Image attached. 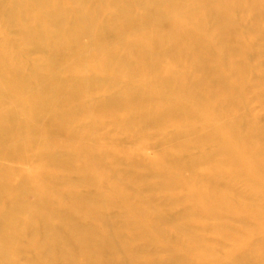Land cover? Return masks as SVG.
Returning <instances> with one entry per match:
<instances>
[{
    "label": "bare ground",
    "instance_id": "1",
    "mask_svg": "<svg viewBox=\"0 0 264 264\" xmlns=\"http://www.w3.org/2000/svg\"><path fill=\"white\" fill-rule=\"evenodd\" d=\"M28 1L0 2V28L4 32L0 36V149L20 137L40 135L39 127L42 124L43 127H56L67 132L69 124L76 117L89 113L88 105H81L88 88L93 92H109L114 88L109 87L110 84L117 83L122 85L118 88V93L97 102L94 109L100 116L116 119L123 135H142L146 119L144 120L140 110L151 104L154 105L152 118L156 125H163L167 121L175 125L181 123V120L192 118L195 120L193 137L202 145L212 143L213 148L190 160L186 166L190 173L187 177L182 176L180 169L183 163L180 159L167 162L166 156L160 153L164 145L174 146L186 139L182 130L167 137L149 158L150 168L165 175L173 183L167 184L186 186L187 192L172 197L187 202L183 218L190 219L201 212L212 217L221 214L223 222L217 223L214 228L218 231L226 230L225 238L228 240L235 238V233L228 231L230 219L235 218L233 198L218 191L217 187L233 188L235 181L244 180L246 190L239 194L241 198L235 197L237 200L242 199L245 209L243 215L237 218L247 225L255 221L264 223V126H258L252 122L253 119H249L244 98L247 93L244 78L248 69L245 58L257 48L254 52L259 56L260 73L251 90L260 94L264 105V10L261 9L260 2L114 0L119 8L114 16L101 22L100 9L92 4L93 0H35L33 7L27 5ZM180 7H183L202 33L194 31L192 25L186 24L187 21L185 23L159 18L174 13ZM130 9L140 10L141 16H134L129 12ZM71 11L76 13V21L68 25ZM251 13L254 16L249 21V30H242L239 26ZM180 18L185 20V17ZM209 23H212L213 33L205 29ZM135 26L142 28L128 33ZM10 33L17 37L16 42L9 39ZM255 38L258 39V45L254 48ZM106 40L116 41V47H105ZM211 40L220 42V56L215 59L207 54ZM21 43L25 46H21ZM92 45L94 51L89 60L92 78L89 81L84 77L87 63L83 54L86 47ZM60 48H65L66 55L56 57ZM31 52L37 56L32 70L26 63V56ZM74 58L70 67L60 69L61 63ZM87 82L91 87H85ZM232 83L235 87L231 86ZM4 97L11 98L16 105L4 107ZM75 101L81 106L72 107ZM131 110H137L133 118L128 114ZM181 126L179 124L178 127ZM29 150L26 144L0 150L1 244L13 247L25 237L28 242L27 250L33 252V262L45 264L48 258L57 260V253L50 246L53 241L56 244L51 229L55 225L51 227V223L46 221L49 218L42 211L43 207L41 211H38L39 208L36 210L42 200L38 199L32 187L39 182H45L53 192L55 203L68 202L77 207L68 208L73 213L71 216L52 210L47 204L50 212L46 211L51 214L50 219L66 239L67 248L60 255L65 264L70 254L76 255L78 264H103L102 253L105 251L112 254L118 245L129 250L130 238L124 236V229L147 237V243L157 240L165 242L171 238L170 242L183 244L182 238H177L179 232L177 236L169 227L166 226V229L161 226L157 219L151 221L143 206L124 197V192L111 182L107 192L97 191L75 198L60 188L63 180L61 177L41 172L42 166L51 163L64 164L67 168L77 170L84 166L87 174L80 176L76 183L88 182L96 186L100 180L96 174L98 162L91 157L84 154L70 155V152L64 156L57 149H37L31 155ZM218 155H221L220 159ZM211 161L224 165L233 164L235 170L233 173L225 171L216 176L194 173L199 162ZM107 175L103 173L100 178L107 180ZM6 180L11 185L5 184ZM119 197L127 212L126 219L120 226L115 223L119 229L112 228V232L111 229L104 230L106 220L102 216L103 205ZM6 202L9 207L4 209ZM88 217L94 218L95 224L86 225L84 221ZM246 228L248 229L243 226L242 233H247ZM57 230L55 228V232ZM262 230L264 232V224ZM28 232H31L30 236L25 235ZM232 240L235 239L230 241ZM260 242L258 241L259 246H263L262 241ZM106 245L108 248H105ZM255 246H252L254 248L248 255L239 253L244 257L240 259L242 264L262 263L260 258L263 248ZM250 247L249 250L252 248ZM86 248L94 253L88 254ZM134 252H125L126 256H121L117 264L154 263L140 260L139 253ZM180 253L168 261L172 264H190V258H193L192 261L197 258L194 264H201L204 259L186 246H183ZM186 258H189V263H186ZM0 264L8 263L1 261Z\"/></svg>",
    "mask_w": 264,
    "mask_h": 264
},
{
    "label": "rangeland",
    "instance_id": "2",
    "mask_svg": "<svg viewBox=\"0 0 264 264\" xmlns=\"http://www.w3.org/2000/svg\"><path fill=\"white\" fill-rule=\"evenodd\" d=\"M93 1L94 2L92 4L100 9L101 22H103V20H108L112 16H114L117 9L119 8L114 0H101V1L93 0ZM201 1L203 0H196L195 3H200ZM257 1L261 3V9L264 10V0H257ZM0 2H2V0H0ZM27 5H29V7L35 6V0H29ZM112 8H116V10ZM129 12L134 14V16L136 17L141 16V12L138 9L135 10L130 9ZM163 16L160 17L157 16V17H159L161 20L175 19L178 21H184V22L187 21V23L186 22L185 23L186 24L189 23L190 26L192 25L191 27L194 31L197 30L196 31L197 33H202L201 32L202 30L198 28V25L196 24L197 26H195V23L188 17V14L183 10V7H180L179 10H176L172 14H166ZM181 16L185 17L184 18L185 20H183V18L181 19L180 18ZM252 16H254L253 13H251L246 18V21L239 26L242 30H246V31L249 30L248 28L250 24L249 21L252 20ZM74 21H76V13L71 11L67 24L71 25ZM211 25L212 23L211 24L209 23L205 28L209 33H213V27ZM141 28L142 27L135 26L132 29H130L128 33L137 32ZM3 33H4L3 30L0 28V36H2ZM8 36L10 40L16 42L17 37L14 35V33H10L8 34ZM253 44H255L254 45L255 48L258 45V39L255 38ZM20 45L25 46L22 45V43ZM116 45H117L116 41L106 40L104 46L108 48H113L116 47ZM209 46H210V50L207 54L211 57V59H215L216 57L220 56V52L218 50L220 46V42L218 40L209 41ZM256 49L254 51H256ZM93 51H94L93 45L87 46L83 54L84 61L87 63V66H85L84 68L87 71L84 72V77H86V79L89 81L92 78L89 60H90V55ZM254 51H251V53L247 54L245 58L246 65L248 66V69L246 70V77L244 78V80L246 81V85L244 84V88L246 87L247 89L246 91L247 93L244 97L245 109L249 115V119H253L252 122L254 124L258 126H264V105L262 98L260 99L261 96L259 93L255 92L256 90H251V87L253 89V82L256 80V78L260 73L259 56ZM87 54L88 56H86ZM65 55H66L65 48H60L55 56L58 57ZM35 59H37V56L36 54H32V52L26 56L27 66L31 70L36 63ZM74 61L75 58L69 59L64 63H61L60 69L65 70L67 67H70ZM231 86L235 87V84L232 83ZM85 87H91L90 83L87 82ZM109 87H114V88H112L109 92H103L100 90L93 92L90 91L89 88L87 89V93L83 98L84 102H82L81 105L87 104L89 108V113L81 117H76L69 124V130H67V132L63 131V129L59 130L56 127H49V126L43 127L44 125L42 124L41 127H39L40 128L39 130L41 131L40 135H26L20 137L14 141L7 143L5 147L0 149V150H4L6 148H12L18 145L26 144L28 146V149H30L29 153L31 155L37 149L40 151L57 149V151H59L60 154L64 156H66L68 152L71 153L70 155L75 154L79 156L80 154H84L85 156H89L94 161L98 162L96 164L97 166L96 174H98L97 179L100 180L99 181L97 180L98 185L96 186L88 182H84L80 184L76 183V181L79 180L80 176L87 174L84 166L83 167L81 166L79 170H77L75 168H67L64 164L55 165L51 163L42 166L41 172L48 175L61 177L63 180L61 182L60 188L62 190L64 189L67 192L71 193V195L74 196L75 198L85 197L88 194L97 191L107 192L109 189V182H111L115 187H117L118 189L124 192L123 193L124 197L131 199L136 203H138L139 205L143 206V208L147 210L149 214V219L151 221H155L157 219L156 221L162 224L161 226L165 228L166 226L169 227L174 231V233L176 232V235L177 232H179L178 233L179 237L177 238L178 239L182 238L181 240H183L181 241L183 244L170 242L171 238L165 242H161L162 240H157L156 241L157 244L156 242L147 243V241H149L147 237L140 236L139 234L135 233L132 230H130L131 233H129L128 229H124L123 230L124 236L130 238L129 240L130 245L128 244L130 246L129 250L126 249L125 247L122 249V246L120 245L121 246L120 248L118 245L119 249L117 248V250L112 254L111 252L105 251L104 253H102L103 255L102 261H104L103 264H117V261H119L122 257L126 256L125 252L131 250L132 252L135 251L134 253H139L138 257H140V260L143 261L148 260L149 262L152 263L154 262L153 264H170L171 262H169L168 260L174 258V256L177 257L178 253L181 254L180 250L183 248V246L193 249L199 257L204 258L201 264H242L240 262V259H244L243 257L244 254L247 253L248 255L250 253V251L254 248L252 246L255 245H257V247L261 246V245L259 246L258 241L259 242L262 241L263 246L261 247L264 250V232L262 230L264 223L255 221L247 225L237 218L239 217V215L240 216L243 215L245 209V205L242 203V199L237 200L235 197L238 196V198H241V195L239 194L242 192L244 193V191L246 190V183L244 180L235 181L233 183L234 185L233 188L225 187V186L217 187L218 191L224 192L233 198L232 205L235 209L233 214L235 215L233 214L232 215L235 218L230 219V226L228 228V231H232V233H235L234 235L235 238L229 237V239L230 238L235 239L234 241L236 242L234 243L233 240L232 242L230 241L231 239L228 240L227 238H225L226 237L225 232H227L226 230L218 231L214 228V226H216L217 223L223 222V215L221 214H219L217 217L216 216L212 217V216H205L201 212L198 213L200 215L196 214L192 216V218L190 219L183 218V216L187 211V206H186L187 202L185 200L178 201L172 199V197H175L177 195H183L185 192H187L186 186L169 185V184H173L171 183L170 179H168L165 175L158 173L156 170L150 168L149 158L157 152L156 148H158L160 145H163L162 143L166 141L167 137H172L175 134H177L179 130L180 131L182 130L187 140L186 139L181 140L174 146L164 145L160 153L166 156L167 162L176 161V159H180L181 162L183 163V166H181L180 169L182 176L184 175L187 177L190 175L189 170L186 168V166L189 165L190 160L200 156L205 151L213 148L212 143L208 142L202 145L200 141H198L193 137L194 136L193 128H194L195 120L189 118V119L181 120V123L175 125L174 123H169V121L162 123L163 125L160 126L156 125L152 118L154 105L148 104L145 105V107H143V109L140 110L141 111L140 114L144 117V120L146 119V124L143 129V131L144 130L145 131L142 133V135L134 136L130 133L123 135L121 132L122 130L120 129L121 125L120 124L118 125L116 123V119H113L112 117L110 118L106 116H100V114L96 113L94 109L95 108L94 105L97 102L104 100L105 98L108 97V95L111 96L117 94L119 90L118 88L122 87V85L113 83L110 84ZM3 99L5 104L3 105L4 107H10L16 105L15 101L9 97H4ZM74 103L75 104L72 107L76 108L81 106L80 103H78V101H75ZM136 112L137 110L129 111L128 112V114H130L129 117L133 118L134 115L137 114ZM261 116L263 118H261ZM179 124L180 125L182 124V126L178 127ZM218 157L220 159L221 155H218ZM78 159L80 160V158ZM0 162L2 161L0 160ZM11 163L14 162L11 161ZM233 167H234L233 164L224 165V164H219L216 161L199 162L194 168V173L196 175L212 174L216 176L217 174H220L225 171L233 173L235 170V168ZM98 168L101 169L98 170ZM102 170H105V172H102ZM103 173L106 175L108 174L107 180L103 181V179L100 178V176L103 175ZM5 184L11 185V182L6 180ZM33 190L34 193H36L38 199L42 200L39 203L43 204L41 206V204L38 203L36 210H38L39 208L40 210L38 211H41V208L43 207L44 209L42 208V211H45L47 217L49 218L46 221L48 223H51L52 225L51 227L55 225L53 227L54 229L53 228L51 229L53 231L54 240L56 241V244L53 241V243H51L50 246L57 253V260L58 259L59 260L57 263L56 258L53 260H50L48 258V261H46L45 264L47 263L62 264L63 261L60 255L62 251L64 252L66 250L67 243L65 237L63 236V234H61L62 232H60V229L58 228L56 223L52 219H50L49 215L51 214L49 213L50 211L48 205L54 211H58L64 215L70 214L71 216L73 213L69 212L68 208L72 207L75 209L77 207L71 206V204L68 202L65 203L62 202L59 204L55 203V201L52 198L53 192L48 188L45 182L35 183V186L33 184L32 191ZM9 200L10 199H8V201ZM215 205L218 206V204ZM5 206L6 207L4 209H7L9 207L7 202L5 203ZM103 206H102L103 207L102 216H103V220L104 221L106 220L103 228L104 230L111 229L112 232L113 231L112 228L117 229L118 228L117 226H120V223L126 219L127 212L124 210L122 198L120 197L104 203ZM46 210H48L49 212H47ZM84 222H86V225L92 226L93 224H95V219L92 217H88ZM115 223L116 225L117 224L118 225L116 226ZM111 225H114L116 227ZM243 226L248 227V229L246 228L248 230L246 234L244 232L242 233ZM55 228L56 230L58 229L57 232L59 231L60 233L55 232ZM39 229L41 230V226H39ZM238 233L243 235H239ZM29 234H31V232H28V234L25 235H29ZM185 239H187L188 241H186ZM185 241L187 243L186 245L184 244ZM26 242L27 239L23 237L16 246L6 247L5 245L1 244L2 242L0 241V262L6 261L8 264H38L36 262H33L32 260V258L34 257L33 252L27 250ZM255 242H257V244H255ZM189 243L193 245L190 246ZM253 243L255 245H253ZM151 245L152 246L154 245L155 247H152ZM146 246L148 248H146ZM249 247L251 248L250 250L248 249ZM105 248H108V246L106 245ZM234 248H236L237 250ZM9 249L10 251H8ZM263 250H261V253L264 254ZM86 251L88 254L94 253L91 251L90 248L89 249L86 248ZM241 252H243L242 257H241L242 254ZM263 254L260 259L264 264ZM75 256L76 255L74 254H70L67 257L66 263L78 264L76 263L77 261ZM235 256H237V258H235ZM185 260H187L186 263L189 262L190 264L195 263L194 261H192L193 258H190V260L189 258H186ZM143 263L144 262H139V264H143ZM63 264L65 263L63 262ZM175 264L177 263L175 262Z\"/></svg>",
    "mask_w": 264,
    "mask_h": 264
}]
</instances>
